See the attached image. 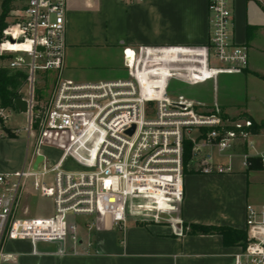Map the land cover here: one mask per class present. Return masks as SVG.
<instances>
[{"label":"built area","instance_id":"obj_1","mask_svg":"<svg viewBox=\"0 0 264 264\" xmlns=\"http://www.w3.org/2000/svg\"><path fill=\"white\" fill-rule=\"evenodd\" d=\"M65 10L66 0H0V68L24 73L18 97L26 101L27 117L23 128L9 125V110L19 111L15 101L13 106L0 102V143L22 131L26 140L20 168L5 171L0 166V246L5 240L27 239L34 249L46 242L64 253L80 234L90 247L95 230H122L129 221L171 220L167 216L178 211L183 173L189 169V162L183 163L184 141L193 143V154L214 146L222 156L236 139L245 144L251 134L250 119H229L216 104L201 112L170 90L173 80L193 83L247 67L248 48L233 39L230 0H208L205 44L125 49L129 76L91 83L59 76L66 52ZM50 73L57 75L51 95L40 103L37 82ZM193 130L195 137L190 136ZM53 131L67 132L69 139L54 164L46 166L41 146ZM39 155L42 160L34 168ZM240 156L247 165L246 153ZM200 157L195 169L200 173L231 170L230 164L213 163L210 154ZM68 160L73 167L63 168ZM48 173L53 174L51 185L44 180ZM29 188L52 199L51 215H19ZM158 193L160 210L155 208ZM243 231L232 264H264V204H246Z\"/></svg>","mask_w":264,"mask_h":264},{"label":"crops","instance_id":"obj_2","mask_svg":"<svg viewBox=\"0 0 264 264\" xmlns=\"http://www.w3.org/2000/svg\"><path fill=\"white\" fill-rule=\"evenodd\" d=\"M207 4L208 0H66V52L59 76L76 83L126 79L125 49L203 45L209 36ZM230 4L233 39L247 46V67L239 74H219L193 83L173 80L170 90L201 112L216 104L227 118L264 124V113L257 116L254 108L256 101L264 106V0H230ZM19 134L0 143V166L5 171L21 166V159L10 169L4 166L7 150L24 145ZM260 137L264 129L245 139L242 152L252 159L250 166L236 160L241 154L228 158L206 148L213 162L230 164L231 170L211 174L184 170L182 199L178 211L167 216L171 220L129 221L122 230L98 229L91 233L90 247L80 234L77 244L72 248L68 243L64 253H58L52 243L39 242L34 249L27 239L5 240L0 264H232L236 245H225L219 234L190 233L184 225L243 230L246 204H264L253 189L264 183ZM24 194L41 197L30 188ZM155 198L162 206V196L158 193ZM19 215L45 217L30 215L26 207L21 212L19 208Z\"/></svg>","mask_w":264,"mask_h":264},{"label":"rangeland","instance_id":"obj_3","mask_svg":"<svg viewBox=\"0 0 264 264\" xmlns=\"http://www.w3.org/2000/svg\"><path fill=\"white\" fill-rule=\"evenodd\" d=\"M52 80H54L53 76H46V77L38 79V82H37L38 100L40 103H45L47 101V99L50 97L51 89H52ZM181 93H183V92H181ZM22 95L25 96V92H23ZM254 108H255L257 116H260V115H262V113H264V106L259 101H256L254 103ZM9 114H10L9 119H8L9 125L20 127V128H23L26 125L27 117L25 114L20 113V112H16V111L11 110V109L9 110ZM196 135H197L196 131H194V130L191 131V133H190L191 137H195ZM18 138H19V140L24 141V145L20 146V150H18V148H16L15 150L9 149V150H7V153L4 155V157H5L4 158L5 159V165L4 166L7 167L8 169L14 167L16 165L17 161L20 159H21V164H22L24 156H25L26 140H25L24 131H22V133L19 134ZM68 139H69V135L67 132H55V131H53V132H47L45 134L44 140H43V143L41 146L42 147L41 151L47 158L46 159L47 161L45 162L46 166H52L54 164V162L59 157L63 146L68 141ZM263 139H264V137H260V139H258L260 147L264 146V140ZM243 145H244V140L242 138H238L235 140L232 147L229 150H227L226 152H224L225 154H223V155H228V153L233 154V155H237V154L240 155L241 153H243L242 152L243 151ZM22 148H23V153H22V155H20ZM205 150H203L199 155L196 152L194 154L192 152V156H191V159L189 161V169L190 170H194V169L199 168V166L201 164V157L200 156H202V155L207 156V154H209V153H216L218 155V152L214 146L209 147V150H210L209 153L206 152ZM240 159L242 160V157H239V159L237 158L236 160H240ZM213 163H215V162H213ZM72 167H73V165H72V162L70 160L66 161L63 165V168H72ZM52 178H53L52 173H48L44 176V180L46 181V183H48V185L52 184ZM253 189H254V193L256 194L257 199L258 200H264V183L258 187L253 188ZM25 196L26 195L24 194L22 197L21 203H20V212L24 209V207H26L28 210V213H30V215H37V216H45L46 217L47 215L52 214L53 206H52V199L51 198L38 197V196H31V197H29V196L25 197ZM155 208L157 209V207H155ZM157 210H160V209H157ZM164 217H166V215ZM135 222H146V221H135ZM114 229L118 230L117 228H114ZM184 230H187V229L184 228Z\"/></svg>","mask_w":264,"mask_h":264},{"label":"trees","instance_id":"obj_4","mask_svg":"<svg viewBox=\"0 0 264 264\" xmlns=\"http://www.w3.org/2000/svg\"><path fill=\"white\" fill-rule=\"evenodd\" d=\"M25 79L24 73L20 71L12 72L6 68H0V102L4 106H13V102L19 96L18 88ZM252 121V120H251ZM264 129V124H256L252 121V126L247 128L251 134H257ZM208 129H203L205 132ZM193 143L190 140H185L183 144V163L186 165L192 156ZM252 159L247 157V166H250ZM189 172H194L190 170ZM198 172V171H197ZM188 227L190 233L202 234H219L222 236L225 245H237L245 239L243 230L233 229L227 226H204V225H184Z\"/></svg>","mask_w":264,"mask_h":264},{"label":"water","instance_id":"obj_5","mask_svg":"<svg viewBox=\"0 0 264 264\" xmlns=\"http://www.w3.org/2000/svg\"><path fill=\"white\" fill-rule=\"evenodd\" d=\"M180 78L185 79V76H184V75H181ZM15 107H16V109H17L19 112H21V113L26 112V101L23 100V99L20 98V97H17V98L15 99ZM132 130H133V128L130 129V130L128 131V133H131ZM41 160H42V156H41V155L37 156V158H36V160H35V163H34V168H36L38 162L41 161Z\"/></svg>","mask_w":264,"mask_h":264},{"label":"bare ground","instance_id":"obj_6","mask_svg":"<svg viewBox=\"0 0 264 264\" xmlns=\"http://www.w3.org/2000/svg\"><path fill=\"white\" fill-rule=\"evenodd\" d=\"M156 204H157V208H162V206L160 205V202H159V200L156 198V202H155ZM171 210H173V209H171Z\"/></svg>","mask_w":264,"mask_h":264}]
</instances>
